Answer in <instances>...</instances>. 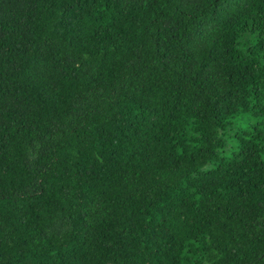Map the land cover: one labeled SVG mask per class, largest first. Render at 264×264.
<instances>
[{
  "label": "trees",
  "instance_id": "16d2710c",
  "mask_svg": "<svg viewBox=\"0 0 264 264\" xmlns=\"http://www.w3.org/2000/svg\"><path fill=\"white\" fill-rule=\"evenodd\" d=\"M0 264H264V0H0Z\"/></svg>",
  "mask_w": 264,
  "mask_h": 264
}]
</instances>
